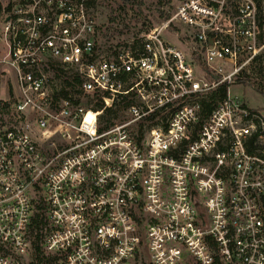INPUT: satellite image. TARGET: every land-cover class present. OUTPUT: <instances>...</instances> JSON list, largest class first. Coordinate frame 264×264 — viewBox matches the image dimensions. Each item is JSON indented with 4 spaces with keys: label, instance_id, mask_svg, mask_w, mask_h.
<instances>
[{
    "label": "built area",
    "instance_id": "2783aa9c",
    "mask_svg": "<svg viewBox=\"0 0 264 264\" xmlns=\"http://www.w3.org/2000/svg\"><path fill=\"white\" fill-rule=\"evenodd\" d=\"M97 6L0 0V264L36 247L47 264H264V112L230 93L264 65V0H181L117 48Z\"/></svg>",
    "mask_w": 264,
    "mask_h": 264
},
{
    "label": "rangeland",
    "instance_id": "374dc122",
    "mask_svg": "<svg viewBox=\"0 0 264 264\" xmlns=\"http://www.w3.org/2000/svg\"><path fill=\"white\" fill-rule=\"evenodd\" d=\"M181 0H98L99 30L105 46L120 47L159 25L173 12ZM186 30L178 28L177 45L189 54V40H185ZM261 33V39L263 38ZM0 125L13 123L14 113L10 97L11 70L0 64ZM230 87L233 97L239 98L249 107L264 112V65L251 67L246 77ZM8 104V105H5ZM5 106V107H4ZM4 107V108H3ZM32 253L22 258L20 264H29Z\"/></svg>",
    "mask_w": 264,
    "mask_h": 264
},
{
    "label": "trees",
    "instance_id": "16d2710c",
    "mask_svg": "<svg viewBox=\"0 0 264 264\" xmlns=\"http://www.w3.org/2000/svg\"><path fill=\"white\" fill-rule=\"evenodd\" d=\"M241 81L246 82L245 80H241ZM226 88H227L226 84L221 85L220 91L222 92V94H225ZM5 105H8V104H5ZM29 264H47V257L40 251L38 247H36Z\"/></svg>",
    "mask_w": 264,
    "mask_h": 264
},
{
    "label": "crops",
    "instance_id": "0c3cea01",
    "mask_svg": "<svg viewBox=\"0 0 264 264\" xmlns=\"http://www.w3.org/2000/svg\"><path fill=\"white\" fill-rule=\"evenodd\" d=\"M1 64V63H0ZM0 70H2V69H0Z\"/></svg>",
    "mask_w": 264,
    "mask_h": 264
}]
</instances>
